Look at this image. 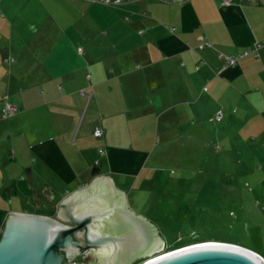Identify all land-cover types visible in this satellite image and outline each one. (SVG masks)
<instances>
[{"label": "crops", "instance_id": "obj_1", "mask_svg": "<svg viewBox=\"0 0 264 264\" xmlns=\"http://www.w3.org/2000/svg\"><path fill=\"white\" fill-rule=\"evenodd\" d=\"M245 47L233 62L219 55ZM84 97L86 119L70 137ZM2 99L14 107L0 116V222L12 209L51 214L94 163L115 185L128 180L118 187L146 217L127 196L156 178L143 170L152 137L264 141V0H0ZM35 125L47 133L35 138ZM26 188L30 207L18 200Z\"/></svg>", "mask_w": 264, "mask_h": 264}, {"label": "rangeland", "instance_id": "obj_2", "mask_svg": "<svg viewBox=\"0 0 264 264\" xmlns=\"http://www.w3.org/2000/svg\"><path fill=\"white\" fill-rule=\"evenodd\" d=\"M7 56L3 58L9 60ZM85 104L84 97L76 120L70 123V137L82 129L88 111ZM37 126L35 138L47 133L37 130ZM119 134L122 139L119 144H124V133L120 130ZM197 140L161 141L152 137L150 156L143 170L151 176L148 166L154 167L156 178L146 181L141 190L134 189L127 196L134 210L146 215L162 237V247L150 254L195 239H226L255 251L264 262V145L263 148L259 146L264 141H243L233 148L228 143L221 147L214 141ZM96 149L94 158L102 168L104 161ZM17 161L27 180L25 167L28 164L21 165L23 161L19 157ZM95 165H89L88 169ZM50 176L46 178L50 180ZM122 184L118 186L128 189V180ZM25 193L24 198L18 200L30 207L36 194L29 188ZM133 196H138V200L131 198ZM145 257H135L127 264H138ZM74 259L84 263L78 256Z\"/></svg>", "mask_w": 264, "mask_h": 264}, {"label": "water", "instance_id": "obj_3", "mask_svg": "<svg viewBox=\"0 0 264 264\" xmlns=\"http://www.w3.org/2000/svg\"><path fill=\"white\" fill-rule=\"evenodd\" d=\"M90 172L88 181L51 201V214L5 212L0 222V264H66L73 256L88 264H127L145 255L139 264H264L250 248L218 239L150 254L163 244L155 224L132 211L123 189L99 172L98 165ZM25 175L30 180L28 167ZM39 190L51 200L48 185Z\"/></svg>", "mask_w": 264, "mask_h": 264}, {"label": "built area", "instance_id": "obj_4", "mask_svg": "<svg viewBox=\"0 0 264 264\" xmlns=\"http://www.w3.org/2000/svg\"><path fill=\"white\" fill-rule=\"evenodd\" d=\"M221 1H222V2H228L229 0H221ZM258 44H259V43L257 42L256 45H258ZM247 50H248V49L245 47V48H243L241 51H239V52H237V53H235V54H233V55H223V54H221V53H219V55H222L223 57H225V60H226V61L228 60V61L233 62L234 59H235V57H236L237 55H239V54H241V53H244V52H246ZM255 53H256V52H255ZM232 56H233V57H232ZM6 59H11V55H8V56L6 57ZM228 61H227V62H228ZM13 107H14V105H13L11 102H9V101H7V100H5V99H2V100L0 101V116L3 117V116H6V115H8V114H11V113L13 112ZM219 115H220V112L217 111L216 113L214 112L213 117H214V118H218ZM92 133L98 135V134H99V128L96 127V126H94L93 129H92ZM66 264H76V262H75V260H73V259H69V260L66 262Z\"/></svg>", "mask_w": 264, "mask_h": 264}, {"label": "trees", "instance_id": "obj_5", "mask_svg": "<svg viewBox=\"0 0 264 264\" xmlns=\"http://www.w3.org/2000/svg\"><path fill=\"white\" fill-rule=\"evenodd\" d=\"M256 43H257V42H256ZM258 43H259V42H258ZM77 50H80V47H79V46L77 47ZM253 51H254V50H253ZM220 56H222V55H220ZM219 116H220V115H219ZM211 117H212L211 119H218V118H219V117H218V118H214L213 115H212ZM195 240H197V239H195ZM195 240H194V241H195ZM201 240H202V239H201ZM223 240H226V239H223ZM190 241H193V240H190ZM190 241H189V242H190ZM227 241H230V240H227ZM184 243H186V242H184ZM182 244H183V243H181V245H182ZM178 245H179V244H178ZM172 247H173V246H172ZM167 249H168V248H167Z\"/></svg>", "mask_w": 264, "mask_h": 264}, {"label": "bare ground", "instance_id": "obj_6", "mask_svg": "<svg viewBox=\"0 0 264 264\" xmlns=\"http://www.w3.org/2000/svg\"><path fill=\"white\" fill-rule=\"evenodd\" d=\"M145 259H146V258H143V260H145ZM143 260H141L139 263L143 262ZM139 263H138V264H139Z\"/></svg>", "mask_w": 264, "mask_h": 264}, {"label": "clouds", "instance_id": "obj_7", "mask_svg": "<svg viewBox=\"0 0 264 264\" xmlns=\"http://www.w3.org/2000/svg\"><path fill=\"white\" fill-rule=\"evenodd\" d=\"M70 259H72V258H70ZM74 260V259H73ZM76 262V261H75Z\"/></svg>", "mask_w": 264, "mask_h": 264}]
</instances>
